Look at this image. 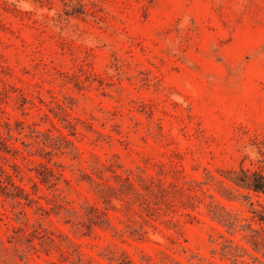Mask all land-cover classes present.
<instances>
[{
	"label": "rangeland",
	"instance_id": "rangeland-1",
	"mask_svg": "<svg viewBox=\"0 0 264 264\" xmlns=\"http://www.w3.org/2000/svg\"><path fill=\"white\" fill-rule=\"evenodd\" d=\"M242 169L264 0H0V264H264Z\"/></svg>",
	"mask_w": 264,
	"mask_h": 264
},
{
	"label": "trees",
	"instance_id": "trees-1",
	"mask_svg": "<svg viewBox=\"0 0 264 264\" xmlns=\"http://www.w3.org/2000/svg\"><path fill=\"white\" fill-rule=\"evenodd\" d=\"M237 183L256 194H264V174L262 172L242 169L241 177ZM253 213L254 216H251L249 219L242 220L239 219L238 216L233 217V220L228 223V227L230 229H235L237 227L247 229L251 236L254 237L258 233V230L253 227L252 221L258 223L264 230V207H262L261 210H254Z\"/></svg>",
	"mask_w": 264,
	"mask_h": 264
}]
</instances>
